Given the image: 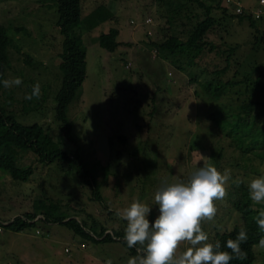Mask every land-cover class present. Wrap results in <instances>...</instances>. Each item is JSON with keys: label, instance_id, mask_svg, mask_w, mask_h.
Listing matches in <instances>:
<instances>
[{"label": "rangeland", "instance_id": "obj_1", "mask_svg": "<svg viewBox=\"0 0 264 264\" xmlns=\"http://www.w3.org/2000/svg\"><path fill=\"white\" fill-rule=\"evenodd\" d=\"M203 1L215 4L212 0ZM242 2L249 10L264 9L260 0ZM81 4L83 23L77 31L87 49L88 75L68 105L67 115L74 124L73 134L102 198H96L92 187L82 183L75 167L68 168L67 163L60 161L42 163L33 152L25 151L20 164L34 169L27 182L13 179L0 168L2 223L34 211L35 205L52 203L80 222L87 221L85 229L91 234L92 217L100 221L106 233L125 231L127 221L116 215L117 209L138 200L152 207L147 218L153 223L159 215V206L154 201L156 191L179 181L187 182L193 172L209 164L221 173L231 170L226 199L216 201L218 211L214 221L202 225L209 235L208 242L213 243L218 232L242 223L232 203L239 198L236 189L240 186L233 181L240 179L248 185L252 179L264 175V159L250 160L249 167L234 166L236 159L237 165H241L239 161L246 165V157L216 127L211 114L221 116L225 110L232 111L245 97L239 100L230 90L221 100L209 98L201 82L212 78L214 70L227 65L230 48L234 51L231 66L224 75L226 79L242 77L255 64L259 68L254 77L260 75L264 70V51L255 45L257 30L248 20L226 14L221 7L214 8L212 14L217 25L207 39L217 48L207 51L193 67L180 70L171 55L161 53L151 43L162 42L175 31L184 38L183 29L191 27L196 19L189 21L184 17L182 21L186 25L171 27L172 8L165 1L81 0ZM100 6L113 16L107 15L104 21L99 19L89 29L88 21H97L95 11ZM193 11L201 12L197 5ZM148 17L153 19V24L145 22ZM57 18L54 0H0V21L13 37L6 79H22L19 86L4 87L2 103L22 123L42 124L54 140L61 139L54 118L63 49ZM257 26L264 32V14ZM112 28L119 29L121 42L114 52L103 48L97 39ZM37 83L41 87L40 98L26 100L25 96L31 94ZM262 91L259 88L256 96L261 108L257 110L260 127H264ZM10 97L13 99L7 103ZM27 106L31 109L25 111ZM121 136L126 139H120ZM218 143L224 145L225 157L215 166L209 146L213 144L217 148ZM63 147L73 154L78 146L64 143ZM254 207L264 209L260 205ZM114 237L117 242L94 243L75 236L60 224L40 221L21 231L0 226V264H106L108 260L112 264H128L129 258L140 256L131 254L118 241L121 238ZM185 247L182 245L181 251ZM255 250V264H264V250Z\"/></svg>", "mask_w": 264, "mask_h": 264}, {"label": "trees", "instance_id": "obj_2", "mask_svg": "<svg viewBox=\"0 0 264 264\" xmlns=\"http://www.w3.org/2000/svg\"><path fill=\"white\" fill-rule=\"evenodd\" d=\"M57 6V21L56 25L59 28L60 34L63 36L62 52L60 53L61 61L59 68L62 73L61 84L56 93L55 106V122L60 131V140L54 138L45 130L44 126L38 122L22 123L16 118V115L7 109L2 103L1 93L4 89L3 81L6 80V73L10 67L9 48L13 45V37L8 32L7 27L0 21V168L5 170L13 179L27 182L32 176L34 169L32 166L20 164L21 154L25 151L33 152L39 161L42 163L60 161L67 163L68 168L75 167V173L86 186L92 187L94 196L101 199V193L96 185L95 176L90 170L87 161L80 152L77 138L73 134L74 124L67 115L68 105L76 98L80 88L88 75L87 64V49L83 44L81 35L77 29L83 23L82 19V4L81 0H54ZM165 1L170 8L172 14L170 16L171 27L177 28L179 25H186L182 19L186 17L189 21L196 19L191 27L183 29L184 38L176 31L167 36L162 42H152L151 44L161 53H166L172 56L173 63L176 68L186 70L189 67L196 65L207 51L212 52L217 48V45L207 39L210 31L215 29L217 20L212 14L216 7H221L224 13L239 18L241 21L248 20L250 26L257 30L255 34V45L264 51V32L260 31L257 26V21L263 18H256L249 11L243 14H236L223 5L220 0H212L214 3H208L203 0H182L174 2L172 0H157ZM197 5L201 12L195 13L194 6ZM186 10V11H185ZM100 6L96 9L97 21L89 19L87 27L90 29L95 24H98L99 19L113 16L111 11ZM185 11V12H184ZM96 22V23H95ZM120 31L117 28H112L109 32H103L99 35V44L110 52H114L121 45L118 41ZM234 48H230L227 53V65L213 71V77L201 82L203 90L207 97L215 100H221L225 95L228 96L229 91L238 95V99L244 96V102H239L231 111L225 110L221 116L216 113L211 114V118L216 127L225 132V136L231 139L232 146L234 145L243 157H246V165L244 161H239L241 165H237V160L234 162L235 167H249L250 160L259 158L264 159V127H260L257 123V110L261 108L259 100L256 99L259 88L264 91V70L260 72L256 78L254 72L259 68L256 64L247 70L242 77L225 78L224 75L231 66V54ZM30 63L31 59L27 57ZM235 77H237L235 75ZM262 78V80H261ZM192 81H196L193 78ZM243 85V88L239 86ZM262 91V92H263ZM228 92V93H227ZM264 94V93H263ZM13 99L12 97L9 98ZM264 102V101H263ZM262 103V102H261ZM31 109L30 106L24 107V110ZM8 110V111H7ZM120 139L125 140V136ZM64 143H69L78 146L73 154L63 147ZM209 148L212 151V156L217 163L223 159L225 147L218 143L217 148L211 144ZM234 161V160H232ZM218 167V166H217ZM252 167V166H251ZM251 171H255L252 168ZM258 174V173H257ZM240 180V179H239ZM242 181V180H241ZM236 189L239 193V198L234 199L233 207L240 214L242 223L235 224L231 229L225 232H218L213 242L217 241L221 244V251H231L227 249L226 243L229 239H236L240 228L244 227L248 236L246 242L241 244L242 251L247 253L246 259H233L230 264H255L256 250L253 245L259 243L261 237H264V232L259 230V226L255 222V217L261 209L254 207L250 199L248 185L241 183ZM264 207V204H260ZM41 214V217L38 215ZM38 217V218H37ZM0 226L9 228L13 231H21L32 226H36L37 222L60 224L73 231L75 236L81 237L83 240L90 242H117V236L126 249H129L133 255H141L142 250L137 245L134 248H128L124 239L125 231H115L114 234L106 233V228L100 224V221L92 217L90 221V230L92 234L85 229L88 227V222H80L77 218L72 217L69 212L62 210L57 204H40L35 205L34 211L24 213L23 216L15 217L7 224L2 223ZM106 233V234H105ZM105 235V236H104ZM103 238H98L102 237Z\"/></svg>", "mask_w": 264, "mask_h": 264}, {"label": "clouds", "instance_id": "obj_3", "mask_svg": "<svg viewBox=\"0 0 264 264\" xmlns=\"http://www.w3.org/2000/svg\"><path fill=\"white\" fill-rule=\"evenodd\" d=\"M22 79H6L5 88L19 86ZM41 87L37 83L26 100L39 99ZM231 180V170L223 173L216 167L205 164L191 174L187 182L179 181L168 185L154 195L159 206V215L153 223L147 218L151 212L149 205L138 200L129 207L117 209L116 215L127 221L124 239L128 248L140 246L142 254L131 257L128 264H230L233 259H246L241 244L248 239L244 227L240 228L236 239L227 240L231 251H221V244L209 243V235L202 229L206 222H213L217 215L216 201H223L228 195L227 184ZM237 187L243 181H233ZM248 191L253 205L264 204V175L248 183ZM259 230L264 232V209L254 218ZM186 246L181 251V246ZM254 248L264 250V237ZM106 264H112L108 260Z\"/></svg>", "mask_w": 264, "mask_h": 264}, {"label": "built area", "instance_id": "obj_4", "mask_svg": "<svg viewBox=\"0 0 264 264\" xmlns=\"http://www.w3.org/2000/svg\"><path fill=\"white\" fill-rule=\"evenodd\" d=\"M223 5H225L230 12L232 13H236V14H243L246 11L251 12L252 14H254V16L256 18H260L263 14H264V9L259 7L257 9H253V10H249L248 7H246L242 0H220ZM260 3L263 5L264 4V0H260ZM146 23L149 24H153V19L151 17H148L145 20ZM5 224V223H3Z\"/></svg>", "mask_w": 264, "mask_h": 264}]
</instances>
